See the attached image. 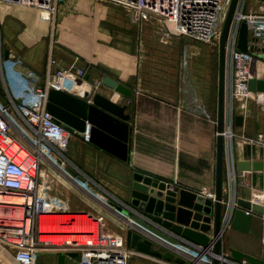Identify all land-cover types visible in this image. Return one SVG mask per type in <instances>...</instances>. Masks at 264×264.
<instances>
[{
    "label": "crops",
    "instance_id": "obj_1",
    "mask_svg": "<svg viewBox=\"0 0 264 264\" xmlns=\"http://www.w3.org/2000/svg\"><path fill=\"white\" fill-rule=\"evenodd\" d=\"M2 9L0 6V30L4 39L9 34L7 39L11 42L10 46L0 42V82L4 88L0 92V100L3 103H9L6 70L13 62L21 71L44 84L56 69L65 68L77 60L78 65L86 69L84 80L96 83L94 94L99 93L126 106L130 115L127 161L74 134L64 152V163L75 173V177L61 172L48 160H41L38 189L43 205L58 212L84 213L102 218L103 232L125 238L128 229L126 220L129 218L113 205L127 208L135 172L163 181L172 189H187L198 194L205 189L215 193L219 83L216 46L169 35L162 22L155 18L149 23L156 32L121 35L120 41L123 42L129 36L135 39V42H130L129 48L126 42H121L119 50L113 53L106 49L100 51L97 46L109 44L95 42L94 51L61 55L57 47L52 53L48 45L46 23L39 18H30V14L28 17L20 16L28 14L26 12L15 19H7L2 15ZM244 12L264 13V0H247ZM29 29L33 33L40 31V35L33 38L32 33L27 34ZM11 35L14 37L10 38ZM144 38L151 41L150 46L144 45ZM4 49L11 52L8 66L3 59ZM50 60L56 62L54 67L49 65ZM253 65L255 71L252 76L264 79L262 60H256ZM105 76L129 89L131 97L105 86L102 83ZM236 115L243 118L241 126L234 124ZM231 117L228 123L224 120V132L229 135L223 136L222 201L231 197L235 202L241 199L264 204L262 94L233 99ZM243 161L259 162L262 169L238 171L235 164ZM230 167L234 169L231 183L228 178ZM77 180L85 181L100 197L89 194ZM184 241L181 239V242ZM221 243L223 254H227L226 249L232 247L264 259V217L254 216L247 233L231 229L228 225ZM58 254L49 256L44 264H57ZM76 259L79 260V256H67L65 264H72ZM0 264H17L12 250L1 244ZM127 264L170 263L133 252Z\"/></svg>",
    "mask_w": 264,
    "mask_h": 264
},
{
    "label": "built area",
    "instance_id": "obj_2",
    "mask_svg": "<svg viewBox=\"0 0 264 264\" xmlns=\"http://www.w3.org/2000/svg\"><path fill=\"white\" fill-rule=\"evenodd\" d=\"M124 8L152 19H159L165 31L172 36L184 37L219 47L220 35L231 0H111ZM247 0H237L225 39L224 63V120L231 121L233 99H247L254 94L248 92V80L252 76V61H264V13H246ZM63 0H0V4L19 7L41 8L53 11ZM247 25L248 50L238 49L239 30ZM54 67L56 62L49 61ZM86 69L74 60L67 67L56 69L44 84L21 71L17 63L6 70L9 103L0 100V244L11 249L17 264H36L37 248L42 250L58 247L59 254L76 253L79 264H127L134 252L127 247L124 237L108 235L102 231V218L87 215L77 225L74 221L60 226L69 228L75 237L71 241L53 244L52 236L58 233L41 232V217L55 215L54 210L43 205L39 197V165L48 160L60 171H65L64 152L70 132L56 122L47 111L48 91L65 90L68 80L78 78L88 83L91 95L96 92V83L84 80ZM5 77V75H4ZM99 84V83H98ZM223 136L229 135L227 132ZM218 136V133L216 134ZM83 141H89V129L83 133ZM234 169L229 168L228 178L233 181ZM76 180V179H75ZM89 194L94 193L85 181L77 180ZM200 195L214 200V192L203 189ZM222 219L226 227L232 217L236 202L230 197L223 202ZM67 213V212H65ZM43 237L50 239L45 240ZM166 250L183 257L190 264H213L212 247L203 248L189 242L170 244L162 241ZM64 244L70 246L63 247ZM220 264H247L227 259L222 253Z\"/></svg>",
    "mask_w": 264,
    "mask_h": 264
},
{
    "label": "water",
    "instance_id": "obj_3",
    "mask_svg": "<svg viewBox=\"0 0 264 264\" xmlns=\"http://www.w3.org/2000/svg\"><path fill=\"white\" fill-rule=\"evenodd\" d=\"M237 0H231L220 35L219 53V83H218V120L216 146V178L214 200L206 198L187 189L170 188V185L158 179L133 174L130 200L127 208L113 205L126 220L128 229L125 234L127 247L134 252L170 264H190L181 256H175L171 250H166L162 241L176 244L185 240L203 248L212 247L213 264H220L219 257L224 253L221 237L226 228L222 219V168H223V130H224V63L225 39L231 22ZM249 34L247 25L242 23L239 30L238 49L242 52L248 48ZM10 51L3 50L5 66L10 64ZM66 82L65 90L50 89L48 91L47 111L53 119L60 123L71 134L83 138L87 127L89 143L109 152L117 158L127 161L130 143V115L127 107L119 105L111 98L99 93L91 95V87L81 79ZM102 83L115 92L131 97V91L119 82L105 76ZM4 90L0 82V92ZM248 92L262 94L264 100V79L251 76L248 80ZM243 118L234 116V124L241 126ZM238 171H253L262 169L259 162H237ZM65 171L75 177L70 167ZM254 216L264 217V204L256 201L236 200L229 227L247 233ZM164 246V247H163ZM227 259L247 264H264V259L242 252L235 248H227ZM76 258V253H60L57 264H65L66 258ZM224 264H229L227 260Z\"/></svg>",
    "mask_w": 264,
    "mask_h": 264
},
{
    "label": "rangeland",
    "instance_id": "obj_4",
    "mask_svg": "<svg viewBox=\"0 0 264 264\" xmlns=\"http://www.w3.org/2000/svg\"><path fill=\"white\" fill-rule=\"evenodd\" d=\"M0 6L3 8L1 13L4 18L15 19L20 13L26 12L28 14L23 13L20 16L28 17L30 14V18H39L46 23L48 27L46 32L48 45L51 47L52 53H55L57 47V52L61 55L85 54L88 51H94L96 49L94 47L95 42L109 44V46H97V49L100 51L106 49V51L113 53L119 50L118 47L123 42V40L120 41L121 35L124 33H127V35L135 33L145 35L147 32H156V29L149 23L153 21L151 20L152 18L137 15L111 0H63L61 4L50 12L41 8L19 7L6 3L0 4ZM147 23L149 25H145ZM1 32L0 30L1 44L6 43V46H10L11 42L7 39L9 34L4 39V34ZM30 33L34 35L33 38H37L40 35V31L33 33L30 29L27 30V34ZM43 33L45 35V32ZM13 37V35L10 36V38ZM25 38H28V35ZM134 40L129 36L123 43H127V48H129L130 42ZM33 43L38 44L39 42L33 41ZM150 44L151 41L148 38H144V45L148 47ZM255 61L251 62L252 66H254ZM252 66H250L251 73L255 71ZM52 216L65 218L63 221L61 220L59 226L66 225L69 221L73 222L77 217L85 216L87 219V214L84 213L64 212ZM67 229L69 228L67 227ZM57 242L53 244L55 245ZM61 247V249L63 247L65 249V247L68 248L70 246L64 244ZM58 252H60L59 248L55 246L45 250L37 248L36 264H44L45 259L49 256H55ZM72 264H79V260H74Z\"/></svg>",
    "mask_w": 264,
    "mask_h": 264
},
{
    "label": "bare ground",
    "instance_id": "obj_5",
    "mask_svg": "<svg viewBox=\"0 0 264 264\" xmlns=\"http://www.w3.org/2000/svg\"><path fill=\"white\" fill-rule=\"evenodd\" d=\"M45 12V11H44ZM264 70V68H263ZM263 76H264V71H263ZM62 172V171H61ZM65 218H63L62 216L59 217H54V216H42L41 217V232H54V233H58L55 236H52V240L53 242H61V240L63 241H71L72 239H74L75 237L73 236H69L66 233H72V230H69L67 228L64 227H60L59 224L61 222V220L63 221ZM84 220H86L85 216L82 217H77L74 220V225H77L81 222H84ZM45 240L50 239L48 237H43Z\"/></svg>",
    "mask_w": 264,
    "mask_h": 264
}]
</instances>
